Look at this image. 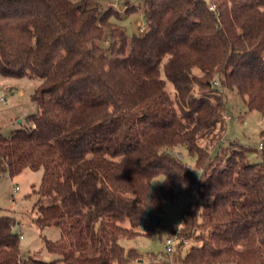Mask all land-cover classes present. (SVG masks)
<instances>
[{"label":"trees","instance_id":"trees-1","mask_svg":"<svg viewBox=\"0 0 264 264\" xmlns=\"http://www.w3.org/2000/svg\"><path fill=\"white\" fill-rule=\"evenodd\" d=\"M120 1L143 15L141 35L111 21L121 19L115 8L87 0H0V74L39 82L28 124L0 134V178L43 170L35 222L62 234L45 241L55 259L23 256L15 218L1 216L0 264L142 259L121 240L156 233L151 215L197 182L178 147L197 157L202 191L166 256L264 264V140L254 163L236 143L217 164L199 145L222 129L226 91L264 114V0Z\"/></svg>","mask_w":264,"mask_h":264},{"label":"rangeland","instance_id":"rangeland-1","mask_svg":"<svg viewBox=\"0 0 264 264\" xmlns=\"http://www.w3.org/2000/svg\"><path fill=\"white\" fill-rule=\"evenodd\" d=\"M87 1L103 9L113 7L119 11L121 19L112 17L111 21L124 27L129 37L141 35L140 28H147L143 15L140 12L125 13L124 4L120 0ZM143 2L144 0H133L136 6H142ZM212 8L214 10V7ZM108 38L111 40L110 36ZM38 83L36 79L25 77L16 79L0 74L1 135L11 136L14 130L28 124L27 117L30 114L36 113L37 105L32 95ZM167 90L174 98L173 86L168 85ZM1 98L5 101H1ZM263 131L264 114L249 110L246 100L236 90L226 91L224 125L216 137L202 139L199 145L210 150L213 162L216 164L226 153H230L234 143L240 145L237 149L246 150L248 162H259L261 160L260 145L264 140ZM174 153L192 170L197 182L191 193L183 191L176 201L164 202L163 211L157 214L161 218V226L156 233L121 240L127 250L135 248L142 255V259L131 264H180L176 261V255L166 256L165 241L169 236L176 238L177 249V244L180 243L177 230L180 228L182 214L191 201L201 198L203 170L197 164V157L187 150L178 147L175 148ZM42 177L43 170H25L14 177L8 173L2 174L0 178V217L7 215L15 218V229L21 236L20 247L23 256L38 255L43 260L50 261L56 257L47 251L45 241L60 240L62 234L58 227L42 228L35 222L37 217L35 203L39 199L37 190ZM153 183L160 187L163 177H155ZM193 244L195 243L188 242L181 251V255L184 256Z\"/></svg>","mask_w":264,"mask_h":264},{"label":"built area","instance_id":"built-area-1","mask_svg":"<svg viewBox=\"0 0 264 264\" xmlns=\"http://www.w3.org/2000/svg\"><path fill=\"white\" fill-rule=\"evenodd\" d=\"M213 9V8H211ZM1 101H5L3 98H1ZM166 250L169 253H173L176 249V238H173L172 236H169L166 241Z\"/></svg>","mask_w":264,"mask_h":264},{"label":"water","instance_id":"water-1","mask_svg":"<svg viewBox=\"0 0 264 264\" xmlns=\"http://www.w3.org/2000/svg\"><path fill=\"white\" fill-rule=\"evenodd\" d=\"M151 220L154 223V225H156V226H158L161 222V220L155 215H151Z\"/></svg>","mask_w":264,"mask_h":264}]
</instances>
